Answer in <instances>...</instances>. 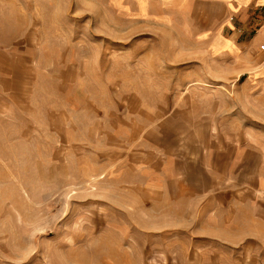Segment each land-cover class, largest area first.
<instances>
[{
  "label": "rangeland",
  "instance_id": "374dc122",
  "mask_svg": "<svg viewBox=\"0 0 264 264\" xmlns=\"http://www.w3.org/2000/svg\"><path fill=\"white\" fill-rule=\"evenodd\" d=\"M235 21L198 0H0V264H264L257 185L223 192L236 211L218 215L221 239L193 240L165 232L174 193L133 171L151 132L172 140L174 103L176 115L193 116L184 129L195 121L228 133L203 155L230 135L245 143L250 130L263 157L262 64L218 44ZM184 153L172 159L186 165ZM210 217L202 233H217Z\"/></svg>",
  "mask_w": 264,
  "mask_h": 264
},
{
  "label": "crops",
  "instance_id": "0c3cea01",
  "mask_svg": "<svg viewBox=\"0 0 264 264\" xmlns=\"http://www.w3.org/2000/svg\"><path fill=\"white\" fill-rule=\"evenodd\" d=\"M200 3L219 4L224 10H228L236 15L235 23H232V26L229 25V34L233 32L230 34V38H225L226 40L223 41L219 40L221 42H218V44L220 47L225 48L224 52L228 50L230 52H238V50L246 48V52L251 54L250 56L253 57V60H256V64H262L261 67L263 68L254 70V73L258 74L259 78L264 82V54H256L259 51V46L264 44V0H198V4ZM219 29L214 28V30L220 31ZM243 33H246V37L240 39V35H243ZM227 45H230L233 51L229 47L226 48ZM178 108L179 103L172 105L170 109L172 112L171 120H168L172 124L171 129L166 126V130L169 131L172 140L170 139L169 141V136L166 141L160 139L159 136L155 139L152 136L154 131L151 132L150 139L153 142L151 141L149 148H145V150L140 149L139 155L135 156V169L133 171L135 174L148 176L146 183L148 182L152 186L157 184L158 191L162 192L168 188V191L174 193L172 196L175 197V200L168 201L167 209L170 208V202H173V207L177 209L172 211V214L177 215L169 217V211H165L166 215H168L167 220L172 223L171 227H169L172 230H166L165 232H187L186 235H181V237L193 240L221 239L220 233L222 229L218 215L220 214L221 216V212L236 211L235 203L233 202L232 204L233 193L224 194L223 192L254 191L256 185V190L264 191V183H254L255 175H264V153L263 157H260L253 147L250 148V143L252 142L250 137L251 132L250 130H246V139L240 138V142L245 143L241 145L228 143H238L236 142L237 139L232 138V135H230L229 139L223 138L224 140H222L226 141L227 144V146H223V150L214 151L212 154H208V156L207 154L203 155L202 147L207 149L206 142L215 143V141L213 142L215 135H222V133L228 135V133L223 132L220 125L217 127V130H214L213 127L202 129V125L198 126L199 124L192 120L191 122L195 125L190 130L184 129L183 123L188 121L187 117L193 116L176 115ZM202 131H205V133ZM155 132L158 135V131L155 130ZM200 133L203 137H200ZM217 140L219 141V139ZM184 149H186V153L183 155H187L186 165H183L178 158L172 159V157L177 155L176 151ZM162 152H165L170 157L167 166L163 165V159L166 156L163 157ZM170 152H172V155ZM256 159L257 161L255 162ZM184 166H187L188 169L183 168ZM201 170L203 173H201ZM203 174L206 175L205 179ZM165 175L168 177L167 181L163 184L167 186L162 187L160 180ZM161 176L163 177L161 178ZM177 176H182L183 181H181V178L177 179ZM236 177L239 178L236 179ZM203 180L207 183L206 187L202 186ZM135 182L141 185L140 189H148L147 186H144L145 183H139V179ZM205 196L208 198L207 202L203 201ZM223 197H226V199L230 197V200L225 204H221ZM186 199H188V202ZM209 213L212 214V217L209 219L214 224H218L213 227L214 229L217 227V233L205 234L200 231L203 217ZM186 221L190 223L189 227H184L183 223ZM230 237L234 238L233 235H230ZM236 238L244 237L236 236ZM191 248L196 251L201 250L200 246H191Z\"/></svg>",
  "mask_w": 264,
  "mask_h": 264
},
{
  "label": "built area",
  "instance_id": "2783aa9c",
  "mask_svg": "<svg viewBox=\"0 0 264 264\" xmlns=\"http://www.w3.org/2000/svg\"><path fill=\"white\" fill-rule=\"evenodd\" d=\"M261 47H262V49L264 50V44H263Z\"/></svg>",
  "mask_w": 264,
  "mask_h": 264
}]
</instances>
